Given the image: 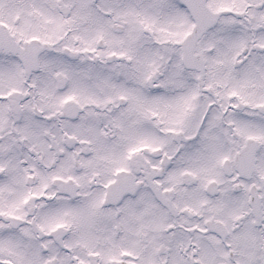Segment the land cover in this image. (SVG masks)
Listing matches in <instances>:
<instances>
[{"label":"snow or ice","instance_id":"6c2138e0","mask_svg":"<svg viewBox=\"0 0 264 264\" xmlns=\"http://www.w3.org/2000/svg\"><path fill=\"white\" fill-rule=\"evenodd\" d=\"M0 264H264V0H0Z\"/></svg>","mask_w":264,"mask_h":264}]
</instances>
